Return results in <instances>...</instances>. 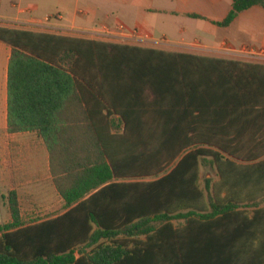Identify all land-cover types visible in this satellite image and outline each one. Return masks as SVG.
<instances>
[{
	"label": "trees",
	"instance_id": "obj_1",
	"mask_svg": "<svg viewBox=\"0 0 264 264\" xmlns=\"http://www.w3.org/2000/svg\"><path fill=\"white\" fill-rule=\"evenodd\" d=\"M0 41L7 131L41 137L65 209L25 221L9 190L0 264H264V63L3 25Z\"/></svg>",
	"mask_w": 264,
	"mask_h": 264
},
{
	"label": "crops",
	"instance_id": "obj_2",
	"mask_svg": "<svg viewBox=\"0 0 264 264\" xmlns=\"http://www.w3.org/2000/svg\"><path fill=\"white\" fill-rule=\"evenodd\" d=\"M124 2L125 6L123 12L125 15H129L128 21L126 20L124 25L127 28L137 30L140 38L130 40H133V42L136 41L137 43L133 44L139 45L140 42L147 41V39L142 38V36L144 34H150L145 16L149 12L148 10L154 8L149 5L148 0H124ZM231 2L232 0H181L180 2H171L163 11L172 16L197 13L202 15L204 18L200 19H204L208 24L204 27L201 26L202 28L199 27L203 30L202 32H204V35H202L204 39H191L186 42L184 33L188 30V27L182 25L179 28V33L181 35L180 41L178 42L179 44H171L169 40L163 37L164 39L161 43L166 46L164 47L165 50L205 54L243 62L262 61L252 60L251 57L253 56L249 57L248 55L250 54L248 53L256 50L262 51L264 54V8L252 6L243 10L226 27H221L211 22L223 19L231 7ZM106 3L111 4V0H85L82 1V4H79V1L73 2L71 0H52L49 4H46L45 0H0V18L11 22L28 24L32 21H46V17L59 14V18H51L52 20L48 22L53 28H58L66 33L71 32L77 34L88 32L97 34L105 37L101 38V40L108 41L109 39H107L106 36L119 37L122 32L118 29L115 30L116 28L114 29V24H117L121 17L113 19L110 12L112 9L109 8L110 4L106 6ZM63 19L69 21L70 25L63 24ZM54 21L55 23H53ZM110 30L113 31L111 32ZM144 45L145 44H143V46ZM9 55L10 47L6 43L0 41L1 174L2 179L6 182L5 185L7 182L8 184L10 182V190L14 189L19 199L20 190L22 189L21 180L25 170V158L28 159L29 172L38 173L40 169L36 167L37 162L35 158L38 157L39 153L46 157L48 167L44 168L45 179L49 177L46 170L48 169L49 171V163L48 151L37 132L23 131L9 133L7 131V65ZM262 62H264V60ZM42 144L45 149H42ZM36 185L33 180H30L28 184L25 185V187H28L27 195L30 199L36 196L34 192V187H36ZM43 194L47 196L45 192ZM58 197L57 202L64 205L61 197L59 195ZM64 211L65 209L63 207L62 210L50 213L48 216H56ZM10 219L8 221H10ZM206 263L207 262L201 260L193 264Z\"/></svg>",
	"mask_w": 264,
	"mask_h": 264
},
{
	"label": "rangeland",
	"instance_id": "obj_3",
	"mask_svg": "<svg viewBox=\"0 0 264 264\" xmlns=\"http://www.w3.org/2000/svg\"><path fill=\"white\" fill-rule=\"evenodd\" d=\"M46 4H49L52 0H45ZM71 1H79V4H82V1L85 0H71ZM104 1V0H103ZM181 0H148L149 5L153 7L154 9L148 10L149 12L146 14V21L147 26L149 29V35L147 38V41L140 42L139 45L148 46V47H156V48H162L165 49L161 42L164 38L170 41L171 44H179L181 35L179 33V28L184 25L188 27V30L186 33H184L185 42L189 41L191 39H198L202 40L204 39L202 35H204L203 30L201 29L204 27L207 23V21H204V19L195 18V17H189L187 15H175L172 16L169 13L163 11L164 8H167L171 2H180ZM124 0H111L109 8L112 10L111 15L113 19H116V17L119 18V22L117 23H126V20L129 18L127 15H125L124 11ZM257 6V5H256ZM258 8H261L258 6ZM193 9V8H192ZM263 9V8H262ZM118 15V16H117ZM51 18H54L53 16L49 17V20H52ZM7 19V18H6ZM49 20L40 22L38 21H32L27 23H17V22H10V21H4L0 19V25L3 26H9V27H17V28H26L31 29L35 31H44V32H50V33H57V34H63V35H71V36H77V37H85V38H92V39H98L101 40V38H105L104 36H99L97 34H91L88 32H82V33H71V32H65L63 30H60L58 28H53L48 23ZM128 21V20H127ZM191 22V23H187ZM55 23V21L53 22ZM63 24L70 25V22L63 19ZM116 23V22H115ZM260 23V22H259ZM72 25V24H71ZM115 25V24H114ZM199 25V26H197ZM202 26V27H201ZM68 27V26H67ZM201 27V28H199ZM115 29V28H114ZM117 30V29H115ZM111 32L113 30H110ZM116 34V33H115ZM164 37V38H163ZM108 41L111 42H121V43H127V44H133L137 43L136 41L133 42V40H130L129 38H121L117 36H106ZM140 38V37H139ZM137 45V44H135ZM168 47V46H167ZM204 52V51H202ZM252 60H264V54L262 51H252L251 53H248ZM2 56V55H1ZM262 61H259V63H264ZM42 149H45L44 145H41ZM25 170L24 175L22 177L21 183H22V189L20 190V197H19V203L21 212L23 215V219L25 221H29L32 218L36 217H45L48 216L50 213H54L55 211L62 210L63 205L57 202L58 194L56 193L50 179L49 171L47 170V179L44 178V168H47V162L46 157H44L42 154H38V157L35 158V161L37 162V168L40 169L38 173H31L29 172V164L28 159L25 158ZM2 158L0 156V223L6 222L10 219V213L7 206V194L10 190L11 183L7 182V187L5 185V181L2 179ZM32 174V175H31ZM204 177H212L216 178L215 176V170L211 168L202 167L201 168V184L203 185V178ZM30 180L35 181L36 187H34V192L36 196L33 199H30L27 195L28 187H25V185L28 184ZM5 185V186H4ZM36 188V189H35ZM46 193L47 196H44L43 193ZM261 205H264V200L260 203Z\"/></svg>",
	"mask_w": 264,
	"mask_h": 264
},
{
	"label": "built area",
	"instance_id": "obj_4",
	"mask_svg": "<svg viewBox=\"0 0 264 264\" xmlns=\"http://www.w3.org/2000/svg\"><path fill=\"white\" fill-rule=\"evenodd\" d=\"M53 17H55V18L58 17L59 18V14H56ZM0 19L4 20V21H9V20H5V19H2V18H0ZM46 20H49V17H46ZM114 28H116V29H118L119 31L122 32V34L119 36L121 38H129V39L139 38V33L137 32L136 29L127 28L123 23L115 24ZM147 37H148L147 34H144L142 36V38H147Z\"/></svg>",
	"mask_w": 264,
	"mask_h": 264
}]
</instances>
